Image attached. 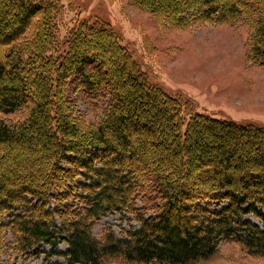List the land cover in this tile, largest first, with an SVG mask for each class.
I'll use <instances>...</instances> for the list:
<instances>
[{
	"label": "trees",
	"instance_id": "16d2710c",
	"mask_svg": "<svg viewBox=\"0 0 264 264\" xmlns=\"http://www.w3.org/2000/svg\"><path fill=\"white\" fill-rule=\"evenodd\" d=\"M125 1L171 29L202 21L240 23L248 29L246 60L264 69V0H167L171 8L161 7L163 0ZM59 4L0 0V46L5 49L0 161L15 146L47 154L39 162L16 161L9 174L0 173V250L9 232L16 253L48 244L54 255L68 258L67 264H102L115 257L194 264L210 259L224 236L264 256V215L258 210L264 207V128L194 113L191 102L150 82L149 71L102 19L75 22L59 38ZM74 82L92 103L105 104L97 123L73 115L74 103L66 94ZM147 132L148 146H135L134 134L144 138ZM244 140L255 154L236 157L230 146L238 148ZM199 162L197 175L192 171ZM27 165L29 170L22 169ZM186 200H195L198 208L204 202L226 207L213 220L204 215L205 225L184 216ZM137 201L141 227L128 238L118 239L113 232L103 242L90 238L94 219L115 210L134 212ZM83 206L85 213L78 210ZM149 211L157 214L145 219ZM251 213L262 228L243 219ZM63 242L69 244L66 253L57 251Z\"/></svg>",
	"mask_w": 264,
	"mask_h": 264
},
{
	"label": "rangeland",
	"instance_id": "374dc122",
	"mask_svg": "<svg viewBox=\"0 0 264 264\" xmlns=\"http://www.w3.org/2000/svg\"><path fill=\"white\" fill-rule=\"evenodd\" d=\"M59 3L61 5L57 15L59 38L63 37L75 22L102 19L111 25L142 69L147 73L149 71L150 82L172 97L191 102L194 113L236 124H253L264 128V69L246 60L244 44L248 29L244 25L238 23V27H231L222 22L202 21L199 24L191 22L187 28L178 30L161 27L160 17L155 18L152 14L142 12L127 4L125 0H59ZM197 3L199 4L198 1L191 2V8L198 6ZM168 5L171 8L173 4L167 0H163L160 4L163 8ZM9 19L13 20L12 17ZM252 28L253 26L250 25L249 29ZM3 51L5 52V49L0 46V61L3 60ZM66 96L74 103V108L71 104L74 116L82 117L83 120L91 123H97L102 118L105 104L92 103L84 94L83 87L77 82L69 85ZM19 116L20 114L16 115ZM187 121L188 117L185 115L184 130ZM106 134L110 141L115 142L110 132ZM205 137L207 140L212 138L209 135ZM148 138H150L148 132L144 134V138L138 133L134 134L133 144L137 146L145 143L148 146ZM230 147L236 157H245L254 151L245 140L238 145V148L235 145ZM22 149L16 146L10 149L8 158L0 161V173L9 174L15 168L16 161L24 162L34 158L32 160L34 163L47 155L41 154L40 150L34 154ZM200 166L202 165L199 162L192 172L198 175ZM29 167L27 165L22 169ZM97 167L100 165L98 164ZM144 167L148 169V163H144ZM260 170L253 168L257 173H261ZM16 181L17 179H12L8 187H12ZM77 182L87 181L78 178ZM186 201L190 205L184 206L187 208L184 216L190 215L191 219H196V222L203 221L204 215L213 220L217 218L216 214L221 213V208L226 207V204L208 206L204 202L198 208L195 206V200ZM141 206L142 203L137 201L133 208L134 212L122 209L97 217L88 228L90 238L103 242V236L108 232H113L118 239L128 238L130 231H136L141 227V223L135 217L141 212ZM78 210L85 213L84 206ZM258 210L264 215V207ZM213 212L214 215H210ZM156 214L155 211H149L144 218ZM243 219L262 228V223L252 213L245 215ZM15 247L14 236L8 232L0 250V264H67L68 261L65 256L54 255L51 245L48 244H41L26 254L16 253ZM68 248L69 244L63 242L58 245L57 251L66 253ZM215 250V254L210 259L194 264H264V256L252 255L245 244L235 237L222 236L216 243ZM102 264L144 263L127 262L125 259L115 257Z\"/></svg>",
	"mask_w": 264,
	"mask_h": 264
}]
</instances>
